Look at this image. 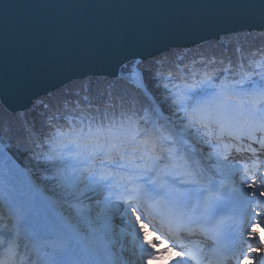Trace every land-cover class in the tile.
<instances>
[{
    "label": "snow or ice",
    "instance_id": "snow-or-ice-1",
    "mask_svg": "<svg viewBox=\"0 0 264 264\" xmlns=\"http://www.w3.org/2000/svg\"><path fill=\"white\" fill-rule=\"evenodd\" d=\"M210 31L264 0H0V264H264V44Z\"/></svg>",
    "mask_w": 264,
    "mask_h": 264
},
{
    "label": "water",
    "instance_id": "water-1",
    "mask_svg": "<svg viewBox=\"0 0 264 264\" xmlns=\"http://www.w3.org/2000/svg\"><path fill=\"white\" fill-rule=\"evenodd\" d=\"M233 27L238 28L239 26H233ZM253 32L258 33L259 31H253ZM241 33H248V32L247 31H242V32L238 31L235 35L241 34ZM231 35L232 34H230L229 36H231ZM223 37H226V36H224L222 32H220L218 34L217 31H210V32H204L200 36L194 37L193 39L195 41H198L200 44L203 45V44L213 42V41H220ZM173 43H175L177 45H181V46L187 45L189 47H195L193 40H179V41H174ZM43 91H44L43 89H39L37 94L40 95L43 93Z\"/></svg>",
    "mask_w": 264,
    "mask_h": 264
},
{
    "label": "trees",
    "instance_id": "trees-1",
    "mask_svg": "<svg viewBox=\"0 0 264 264\" xmlns=\"http://www.w3.org/2000/svg\"><path fill=\"white\" fill-rule=\"evenodd\" d=\"M229 41L233 44L240 42V43H244L248 46H259V45L264 44V35H262L261 33H254V34L247 33V34H243V35L241 34V35H237V36L226 37V38H223V40L220 42L227 43ZM220 42H212L209 44L218 46V44ZM209 44H206L203 46L207 47ZM193 49H194V51H198V49H196V48H193Z\"/></svg>",
    "mask_w": 264,
    "mask_h": 264
},
{
    "label": "bare ground",
    "instance_id": "bare-ground-1",
    "mask_svg": "<svg viewBox=\"0 0 264 264\" xmlns=\"http://www.w3.org/2000/svg\"><path fill=\"white\" fill-rule=\"evenodd\" d=\"M261 198H264V197H260V199H261ZM263 233H264V230H263Z\"/></svg>",
    "mask_w": 264,
    "mask_h": 264
}]
</instances>
